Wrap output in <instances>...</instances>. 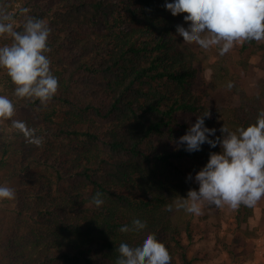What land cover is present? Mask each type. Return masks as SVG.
Here are the masks:
<instances>
[{"label": "trees", "instance_id": "obj_1", "mask_svg": "<svg viewBox=\"0 0 264 264\" xmlns=\"http://www.w3.org/2000/svg\"><path fill=\"white\" fill-rule=\"evenodd\" d=\"M169 2L0 0L16 13L29 8L51 27L48 55L60 85L47 105L18 99L0 69V94L13 99L16 111L26 110L13 119L44 137L42 146L28 143L23 133L8 131L11 120L0 131V185L15 190L0 206V264H115L121 242L137 246L147 233L165 243L171 264H212L210 252L190 254L206 224L166 208L199 189L196 173L221 148L205 142L188 152L179 138L205 111L211 113L205 125L216 129L213 140L222 138L224 125L255 123L264 110V74L258 93L245 94L225 54L212 64V81H203L194 52L176 31L187 13L172 15ZM23 20L17 14V24ZM5 43L10 40L0 38ZM240 52V65L247 68L259 54L264 68V41H246ZM219 88L239 94L240 103L211 102ZM97 191L105 201L99 208L92 203ZM253 212L241 205L238 221ZM133 218L146 228L118 231Z\"/></svg>", "mask_w": 264, "mask_h": 264}, {"label": "clouds", "instance_id": "obj_2", "mask_svg": "<svg viewBox=\"0 0 264 264\" xmlns=\"http://www.w3.org/2000/svg\"><path fill=\"white\" fill-rule=\"evenodd\" d=\"M165 7L174 16L187 13L184 20L190 22L188 27L176 26L184 43H194L204 50L217 47L221 56L236 44L264 41V0H174ZM30 11L25 7L16 13L9 11L6 4H0V38L10 40L0 46V69L6 70L15 85L14 97L47 105L60 87L48 55L52 29L44 19L29 15ZM17 14L24 17L22 24H17ZM227 87L231 89L233 84L229 82ZM15 112L13 99L0 94V131L5 130L4 122L11 120L8 131L17 130L28 143L42 146L44 137L37 135L26 122L13 119ZM210 116L209 111L199 115L178 144L194 152L207 142L213 148L219 145L221 151L212 152L207 164L196 173L199 189H190L186 198L180 196L167 205L169 212L175 207L201 215L205 205L227 206L231 210H238L241 205L252 208L264 198V110L259 112L255 123L247 127L230 130L224 125L220 130L222 138L217 136L214 140L210 135H214L216 129L205 125V117ZM187 179H192L191 174ZM14 198L12 187L0 185V200ZM104 202L102 192L97 191L92 196L97 208ZM146 226V221L133 218L130 225L125 224L118 231L138 233ZM117 251L115 264H171L172 261L168 247L155 233H147L137 246L121 242Z\"/></svg>", "mask_w": 264, "mask_h": 264}, {"label": "rangeland", "instance_id": "obj_3", "mask_svg": "<svg viewBox=\"0 0 264 264\" xmlns=\"http://www.w3.org/2000/svg\"><path fill=\"white\" fill-rule=\"evenodd\" d=\"M171 1L174 2V0ZM189 23L184 21L182 25L187 28ZM242 45L236 44L226 55H230L232 61L235 62L231 63V71L236 73L237 83L241 85L245 94L252 96L258 93V85L264 74V68L259 54L250 58L247 68L238 63V59L242 58L240 52ZM187 46L196 56V63L201 69L203 81L211 82L213 79L212 64L220 56L218 48L204 50L194 43ZM209 89L212 91L211 86ZM215 93L211 102L221 100L223 103L239 104L241 101L239 94L229 93L227 88H219ZM25 114L26 110L22 108L15 112L14 117L20 119ZM5 203V200L3 202L0 200V206H4ZM239 209L231 210L227 206L217 208L214 205H205L203 214L195 215L194 220L198 224L205 223L204 226L208 230L197 234L191 245L190 254L195 255L200 251L210 252L213 258L209 262L212 264H264V198L253 207V215L247 222L238 221ZM200 262L208 264L203 260L196 261V263Z\"/></svg>", "mask_w": 264, "mask_h": 264}]
</instances>
